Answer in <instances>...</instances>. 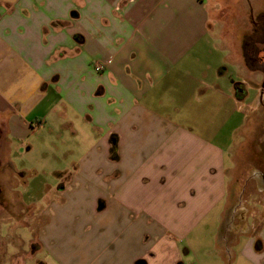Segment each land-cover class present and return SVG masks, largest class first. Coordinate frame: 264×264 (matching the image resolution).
<instances>
[{"label":"crops","instance_id":"crops-1","mask_svg":"<svg viewBox=\"0 0 264 264\" xmlns=\"http://www.w3.org/2000/svg\"><path fill=\"white\" fill-rule=\"evenodd\" d=\"M238 1L0 0L4 169L49 125L85 150L37 215L19 193L37 227L23 264H188L182 240L212 215L223 253L237 257L233 232L264 264V228L227 178L264 94V0Z\"/></svg>","mask_w":264,"mask_h":264},{"label":"rangeland","instance_id":"rangeland-1","mask_svg":"<svg viewBox=\"0 0 264 264\" xmlns=\"http://www.w3.org/2000/svg\"><path fill=\"white\" fill-rule=\"evenodd\" d=\"M238 4L239 1L235 5ZM242 6L243 0L239 4V7ZM237 15L238 18H241L239 20L241 23L246 21L244 18L246 16L243 14L241 16L240 12ZM224 17L227 26L234 22V18L229 14ZM110 34L111 32H109ZM253 84L259 89L264 84V80L253 82ZM254 107L257 109L253 115L254 126L251 131L247 132L249 142L245 151V159L242 163L238 162L237 167L233 161L230 162L227 178L232 181L230 193L240 199H247V203L254 206L249 207L246 214L250 216L247 219L253 226V230L259 232L264 228V206L260 207L258 204L263 202L264 195L256 187V182L260 183L261 180V176L256 173L260 167H256V164H259V161L264 158V94L262 97L260 95ZM34 127L38 128L39 126L36 124ZM50 127L49 125L27 138L25 144L27 148L33 147L32 150L29 151L25 148L21 152L22 154H15L11 157V161L16 164L15 170L7 165L4 169L2 154L7 149L5 133L3 132L0 137V264H23L26 258L25 254L32 252L31 247L26 244L32 234L36 232L37 227L36 223H32L30 220L33 211L27 210L24 205H21L19 193H28L26 204L31 202L29 197H35L34 203L37 206L34 207V211L37 215L47 206L46 199L43 201V196L47 197L48 195L53 199L55 190L69 176L64 173L73 172L79 157L85 152L82 144L77 146L78 144L75 142L69 144L60 141L57 135L51 133L52 128ZM238 141L241 143L243 136L238 138ZM69 146H75V154L74 152L68 153ZM6 157L9 158L8 153H6ZM237 161L241 160L237 159ZM8 170L9 173H7ZM19 171L25 174L23 179L17 174ZM26 180L30 184L29 190L32 188L30 192L24 185ZM236 222L237 225H243L241 218H236ZM220 223L214 215L207 216L184 237L183 247L190 249L188 264H250L241 254L248 238L240 234L235 239L233 232L229 235L230 240L238 242L235 246H231L237 255L236 259L233 254L222 252L221 247L217 244Z\"/></svg>","mask_w":264,"mask_h":264},{"label":"trees","instance_id":"trees-1","mask_svg":"<svg viewBox=\"0 0 264 264\" xmlns=\"http://www.w3.org/2000/svg\"><path fill=\"white\" fill-rule=\"evenodd\" d=\"M239 88H242V86L239 85L237 89L239 90ZM113 157L116 158L115 154H114ZM258 249H259V248H258Z\"/></svg>","mask_w":264,"mask_h":264},{"label":"water","instance_id":"water-1","mask_svg":"<svg viewBox=\"0 0 264 264\" xmlns=\"http://www.w3.org/2000/svg\"><path fill=\"white\" fill-rule=\"evenodd\" d=\"M263 88H264V84H263Z\"/></svg>","mask_w":264,"mask_h":264},{"label":"built area","instance_id":"built-area-1","mask_svg":"<svg viewBox=\"0 0 264 264\" xmlns=\"http://www.w3.org/2000/svg\"><path fill=\"white\" fill-rule=\"evenodd\" d=\"M101 69V68H100Z\"/></svg>","mask_w":264,"mask_h":264}]
</instances>
